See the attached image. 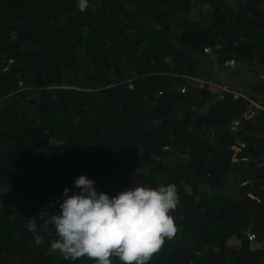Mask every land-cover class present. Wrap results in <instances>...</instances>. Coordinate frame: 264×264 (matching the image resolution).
Segmentation results:
<instances>
[{
    "label": "trees",
    "instance_id": "trees-1",
    "mask_svg": "<svg viewBox=\"0 0 264 264\" xmlns=\"http://www.w3.org/2000/svg\"><path fill=\"white\" fill-rule=\"evenodd\" d=\"M245 61L264 75V0H0V264H95L46 223L81 174L175 185L149 264H264V79L215 69Z\"/></svg>",
    "mask_w": 264,
    "mask_h": 264
},
{
    "label": "clouds",
    "instance_id": "clouds-1",
    "mask_svg": "<svg viewBox=\"0 0 264 264\" xmlns=\"http://www.w3.org/2000/svg\"><path fill=\"white\" fill-rule=\"evenodd\" d=\"M90 0H77L81 12ZM78 191L66 186L57 197L59 211L46 221L57 239L51 248L72 262L87 257L95 264H112L110 257L121 264H149L165 239H172L176 226L172 211L177 208L179 194L174 184L158 187L134 185L111 195L98 191L97 181L86 174L75 181ZM36 232V222L27 225ZM36 243H40L36 236Z\"/></svg>",
    "mask_w": 264,
    "mask_h": 264
},
{
    "label": "rangeland",
    "instance_id": "rangeland-1",
    "mask_svg": "<svg viewBox=\"0 0 264 264\" xmlns=\"http://www.w3.org/2000/svg\"><path fill=\"white\" fill-rule=\"evenodd\" d=\"M221 66L216 64L215 65V69L216 72L218 73V76L220 78H222L225 82H227L228 84H232V80L233 78L236 77V75L234 74L235 70H239L240 71V75L241 78L243 80L249 81L250 84L248 83L245 87H243L242 89H250L252 88V83H255L256 80H258L259 78H263L264 79V75H262L261 77L257 76L256 73L253 72V67H251L246 61L242 62L241 64H239L238 66H236L235 64H231V66H229L228 68L221 70L220 69ZM221 88H228L229 86L225 84H220ZM241 90V89H240ZM240 90H237L238 92H236V94L238 95ZM233 242H236L235 240H233Z\"/></svg>",
    "mask_w": 264,
    "mask_h": 264
},
{
    "label": "built area",
    "instance_id": "built-area-1",
    "mask_svg": "<svg viewBox=\"0 0 264 264\" xmlns=\"http://www.w3.org/2000/svg\"><path fill=\"white\" fill-rule=\"evenodd\" d=\"M206 50L208 52L212 51L211 48L207 47ZM251 104L249 106V109L244 113L248 118H253L258 112L263 111L264 112V97L259 98H251ZM235 123H238L236 120ZM250 239L255 238V234L250 233L249 234Z\"/></svg>",
    "mask_w": 264,
    "mask_h": 264
}]
</instances>
